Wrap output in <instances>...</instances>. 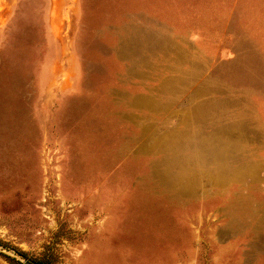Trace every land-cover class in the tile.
Returning a JSON list of instances; mask_svg holds the SVG:
<instances>
[{
  "label": "rangeland",
  "instance_id": "obj_1",
  "mask_svg": "<svg viewBox=\"0 0 264 264\" xmlns=\"http://www.w3.org/2000/svg\"><path fill=\"white\" fill-rule=\"evenodd\" d=\"M7 12L0 264H264V0Z\"/></svg>",
  "mask_w": 264,
  "mask_h": 264
},
{
  "label": "crops",
  "instance_id": "obj_2",
  "mask_svg": "<svg viewBox=\"0 0 264 264\" xmlns=\"http://www.w3.org/2000/svg\"><path fill=\"white\" fill-rule=\"evenodd\" d=\"M1 5H2L1 8H4V7L7 8V6L4 4V2H3V4L1 3ZM7 15H8V12L7 13H0V25H1V27L4 25ZM1 21H4V22L1 24ZM0 45H1V43H0Z\"/></svg>",
  "mask_w": 264,
  "mask_h": 264
}]
</instances>
